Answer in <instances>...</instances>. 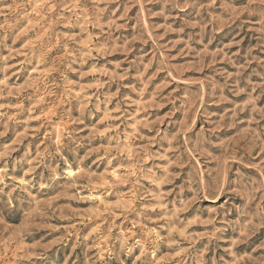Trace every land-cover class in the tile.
<instances>
[{
    "label": "rangeland",
    "instance_id": "1",
    "mask_svg": "<svg viewBox=\"0 0 264 264\" xmlns=\"http://www.w3.org/2000/svg\"><path fill=\"white\" fill-rule=\"evenodd\" d=\"M0 264H264V0H0Z\"/></svg>",
    "mask_w": 264,
    "mask_h": 264
}]
</instances>
